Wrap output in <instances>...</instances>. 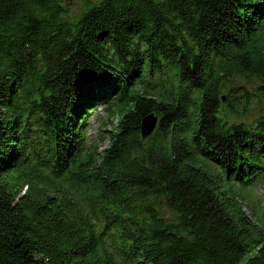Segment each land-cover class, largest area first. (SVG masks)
<instances>
[{"label": "trees", "instance_id": "1", "mask_svg": "<svg viewBox=\"0 0 264 264\" xmlns=\"http://www.w3.org/2000/svg\"><path fill=\"white\" fill-rule=\"evenodd\" d=\"M68 4L0 0V264H264V0Z\"/></svg>", "mask_w": 264, "mask_h": 264}, {"label": "rangeland", "instance_id": "2", "mask_svg": "<svg viewBox=\"0 0 264 264\" xmlns=\"http://www.w3.org/2000/svg\"><path fill=\"white\" fill-rule=\"evenodd\" d=\"M92 0H67L68 9L72 13L80 12ZM113 109V107H112ZM260 113V105L252 104L246 117L255 119ZM119 117L107 106L99 105L98 109L92 110L85 120V141L87 144H95L98 152L110 145L109 134L116 129ZM64 187L71 191H77V183L62 181ZM245 198L241 199L246 211L259 222L264 223V186L250 187L244 192Z\"/></svg>", "mask_w": 264, "mask_h": 264}, {"label": "water", "instance_id": "3", "mask_svg": "<svg viewBox=\"0 0 264 264\" xmlns=\"http://www.w3.org/2000/svg\"><path fill=\"white\" fill-rule=\"evenodd\" d=\"M158 117L154 114L146 116L142 121V135L144 138L152 134L157 126Z\"/></svg>", "mask_w": 264, "mask_h": 264}]
</instances>
